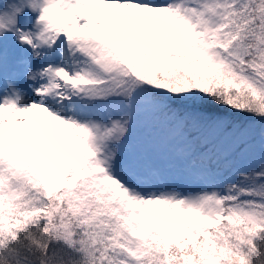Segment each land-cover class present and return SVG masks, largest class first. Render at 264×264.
<instances>
[{"label": "snow or ice", "instance_id": "obj_1", "mask_svg": "<svg viewBox=\"0 0 264 264\" xmlns=\"http://www.w3.org/2000/svg\"><path fill=\"white\" fill-rule=\"evenodd\" d=\"M0 264H264V0H0Z\"/></svg>", "mask_w": 264, "mask_h": 264}]
</instances>
